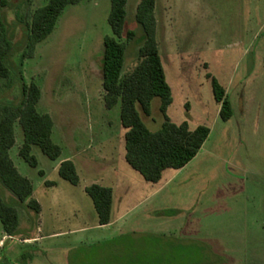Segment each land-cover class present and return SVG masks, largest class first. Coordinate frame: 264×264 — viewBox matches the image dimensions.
I'll return each mask as SVG.
<instances>
[{"label": "rangeland", "instance_id": "rangeland-1", "mask_svg": "<svg viewBox=\"0 0 264 264\" xmlns=\"http://www.w3.org/2000/svg\"><path fill=\"white\" fill-rule=\"evenodd\" d=\"M25 1L6 0L3 5L0 0L2 19L16 44L8 62L12 79L0 76V106L20 100V73L27 83H37L42 92L37 109L52 116V139L62 153L51 159L36 145L32 153L38 165H30L19 154L24 135L16 124L10 157L19 172L32 181V197L41 210L30 211L28 200L18 201L0 181L1 194L20 215L16 233L0 244V264H29L32 259L39 264H61L55 248L61 243L75 247L70 237L34 245L19 243V239L79 225L83 217L70 213L90 207L85 187L101 179L111 164L93 168L85 158L120 154L122 148L125 152L121 102L107 108L104 101L102 59L104 37L112 34L108 20L112 3L82 0L69 5L52 33L38 43L34 55L22 60L27 30L19 14L26 12ZM47 1L32 0L29 9L34 11ZM140 1L127 3L121 40L127 41V30H134L136 37L127 41L125 73L138 63L143 40V28L136 20ZM156 18L157 41L173 96L167 113L175 123L187 121L191 129L206 125L210 134L194 159L180 171L166 169L157 184L145 180L126 161L118 185H129L130 191L141 197L154 192L147 205L165 208L158 242L152 244L153 230L144 231L149 241L141 255L149 259H141L144 264H264V0H156ZM208 73L224 86L231 100L233 115L229 120L220 116L221 105ZM141 115L152 131L158 130L164 119L160 98L153 99L150 116ZM77 149L84 154L74 157ZM66 157L76 165L77 185L63 179L56 167ZM99 181L121 191L115 180ZM173 208H180L181 214H174ZM151 224L149 220L146 226ZM5 233L0 219V240ZM87 236L74 252L82 257L79 264L104 263L88 253L97 250L104 255L121 241L108 235ZM90 237L95 239L86 241ZM49 243L54 254L47 257Z\"/></svg>", "mask_w": 264, "mask_h": 264}, {"label": "trees", "instance_id": "trees-1", "mask_svg": "<svg viewBox=\"0 0 264 264\" xmlns=\"http://www.w3.org/2000/svg\"><path fill=\"white\" fill-rule=\"evenodd\" d=\"M82 0H48L43 6L30 10L32 0H26V12L20 13L27 30L22 46V60L34 55L38 43L46 39L66 7ZM5 5L6 0H1ZM109 23L112 34L104 37L102 59L104 101L107 108L121 102V122L125 128L126 160L145 180L159 182L166 169H181L194 159L209 137L210 128L199 125L191 129L187 121L175 123L167 111L173 102L172 89L167 81L157 41L156 0H141L137 6L136 20L143 28V40L138 48V63L132 71L125 73L127 41L136 37L134 30L125 35L128 0H111ZM16 52V44L9 36L6 23L0 13V76L12 79L9 63ZM215 99L221 105L220 116L229 120L233 115L231 100L226 89L212 77ZM21 98L18 102L8 100L0 106V181L20 202L28 200L30 211L39 213L40 203L32 197V181L22 175L10 157V149L16 143V124L23 130L24 140L19 154L36 167L38 161L32 153L39 146L51 159H57L61 147L52 139L54 121L49 113H41L37 104L41 99V88L35 83H27L22 73ZM155 97L160 98V112L163 115L161 127L152 131L144 122L141 112L151 115V105ZM59 174L74 185L80 176L73 160L66 159L59 166ZM43 174V171L40 172ZM54 184L55 182H47ZM92 198L99 221L106 224L111 218L113 190L109 186L93 183L85 188ZM0 219L4 231L14 235L18 229L20 215L15 205L5 200L0 192Z\"/></svg>", "mask_w": 264, "mask_h": 264}, {"label": "crops", "instance_id": "crops-1", "mask_svg": "<svg viewBox=\"0 0 264 264\" xmlns=\"http://www.w3.org/2000/svg\"><path fill=\"white\" fill-rule=\"evenodd\" d=\"M23 140H24V136H23ZM22 144L23 141L19 146V150ZM80 151H81L80 149L74 151L75 153L73 156L74 157L82 156L84 153L82 154ZM66 159H71V157L61 158L57 162L56 167H58L59 169L61 162ZM85 161H86L85 163H87L88 166H91L93 168L98 167V169H101V167H105V165L107 166L108 162H110L111 164L109 163L110 164L108 165L109 167H106L109 168V171L103 172L102 176L99 177L101 179H97L96 181H93V183H97V182L99 183L100 182L99 180H103V181L115 180L117 181L115 186H117L119 183H121L122 171L126 170V166H125L126 165L125 163L127 161L126 148H125V152L124 149L122 148L120 154L112 153V155H109L107 157H105L104 155H99V156L97 155L91 157L88 156L85 158ZM181 169H177V170L180 171ZM107 186L111 187L113 190L111 218L108 223L106 224L100 223L94 202L92 198L88 196V194L86 193L87 196L91 199L89 203L90 207L87 208V210L85 211H82L81 209L77 208L70 213L75 217L84 218V219L83 218L80 219L81 221L79 225H75L61 230L46 231L44 235L38 234V232H36L34 234L21 237L19 239V243L34 245L38 243H43L44 241L54 240L56 238L68 239L70 237L68 240L74 242L76 246L70 247L66 243H61L60 247L55 248V253L57 254V258L58 260H60L61 264H79L78 260L80 254L77 255L74 252L75 249H78L79 247L78 245L82 243L85 240V238H88V236L86 237V234L97 235L95 236L96 238H99L100 236L103 235L106 236L108 235L110 237H113L115 240H117L116 238H118L121 241L112 244L108 250V253L105 252L104 255L103 253H100L96 250L95 252H89L88 257L93 258L95 256V258L97 259H104L105 262L104 263L101 262V264H144L145 260L142 259H146L147 261L149 259L147 258V256L143 258L141 255V252L143 253V250L147 251L148 249L147 243L149 241L148 240L149 234L144 233V231L148 232V230H153L150 238H155V240L152 242V244L158 242L157 233L159 231L163 232V228H164V222L162 217H164L165 208H163V205H159V206L154 205L151 207L147 205V202L150 200V198L155 196L154 192L150 195L141 197L138 196L137 194L132 193L130 191L131 187L129 185L128 186L118 185V187L120 186L121 189V191L118 192L115 191L114 186L111 185H107ZM78 196L81 197L80 195ZM79 197L78 199H80ZM82 197L84 196L82 195ZM172 211L176 215L181 214L180 208L179 209L173 208ZM70 214H68L67 216H69ZM149 220L152 221V224L150 227H147L146 223ZM154 232L156 233V235ZM6 237H11V235L5 233L2 239L0 240V244L3 242V240ZM95 237H90L89 239H86V241L94 240ZM92 244L93 243H90V245ZM45 249H46L47 257L54 254L52 253L54 248L52 247L51 243L46 245ZM138 253H140V256H138ZM29 264H39V263L32 259V261Z\"/></svg>", "mask_w": 264, "mask_h": 264}]
</instances>
